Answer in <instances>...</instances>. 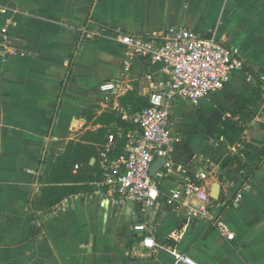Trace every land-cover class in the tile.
Here are the masks:
<instances>
[{"label":"crops","instance_id":"1","mask_svg":"<svg viewBox=\"0 0 264 264\" xmlns=\"http://www.w3.org/2000/svg\"><path fill=\"white\" fill-rule=\"evenodd\" d=\"M170 26L237 49L244 66L216 92V119L201 135L185 103L203 107L212 96L197 106L172 100L171 126L182 142L163 156L170 167L153 176L163 196L144 211L98 184L102 153L111 133L118 141L111 156L123 151L133 115L166 79L160 64L134 54L120 36ZM2 44L18 53H0V264H189L145 248V237L200 264H264V154L252 153L263 163L246 181L254 161L240 153L241 140L262 143L264 105L234 142L210 136L255 76L264 80V0H0ZM109 81L114 92L99 90ZM70 142L94 149L99 179L45 209L51 164ZM201 171L209 194L216 183L220 193L209 202L210 217L195 221L164 197ZM137 223L146 230H135Z\"/></svg>","mask_w":264,"mask_h":264},{"label":"built area","instance_id":"2","mask_svg":"<svg viewBox=\"0 0 264 264\" xmlns=\"http://www.w3.org/2000/svg\"><path fill=\"white\" fill-rule=\"evenodd\" d=\"M1 38L3 42L7 40L5 29L1 32ZM120 40L134 54L160 64L166 79L152 88L148 105L133 115L135 128L124 136L125 147L116 156H111V153L118 146L117 136L113 133L109 135L102 153V180L98 184L106 187L110 195L146 211L153 209L163 196L160 181L149 173L151 164L157 156H164L182 142L181 136L171 126L172 100L180 98L199 105L205 97L224 88L243 68L244 62L237 49H229L220 40L206 39L185 26H170L148 34H122ZM2 46L0 53H18ZM99 90L114 92L116 84L104 82ZM118 136L121 138L122 135ZM165 165L170 167L167 161ZM79 167L80 164L75 165L76 170ZM206 178L207 173L201 171L183 180L164 197L166 204L185 210L195 221L209 218L211 197ZM225 193L229 197V189ZM134 229L145 231L146 225L137 223ZM222 232L230 240L235 238V233L228 228H223ZM141 244L150 250L169 252L177 263L200 264L167 249L151 237H145Z\"/></svg>","mask_w":264,"mask_h":264},{"label":"trees","instance_id":"3","mask_svg":"<svg viewBox=\"0 0 264 264\" xmlns=\"http://www.w3.org/2000/svg\"><path fill=\"white\" fill-rule=\"evenodd\" d=\"M264 102V80L255 76V86L247 89L238 95V100L229 109L228 115L220 124L211 131L210 136H224L230 142L235 141V137L240 138L244 131V126L251 121L259 105ZM241 150L248 159L254 161V168L248 173H244V179L248 181L253 173L263 163L262 159H255L252 153L262 151L264 154V136L262 143L255 144L241 140ZM93 148L88 146L75 145L70 142L65 150L57 156L51 164L47 185L42 193V205L45 209L55 207L65 197L80 191H89L92 187L90 183L99 179L100 171L97 164H90V157L94 153ZM235 160L243 168L242 158L238 155ZM82 163L76 173L73 167L76 162Z\"/></svg>","mask_w":264,"mask_h":264},{"label":"rangeland","instance_id":"4","mask_svg":"<svg viewBox=\"0 0 264 264\" xmlns=\"http://www.w3.org/2000/svg\"><path fill=\"white\" fill-rule=\"evenodd\" d=\"M231 85L236 86V83L233 82L231 83ZM216 95H218V93H213L211 94L212 98H211V102L212 103H206V105H204L203 107L200 105L198 108L193 107L190 103L186 102L185 105L187 106V111L190 113V117L192 119H190V123L193 124L195 123L194 121L197 120L198 125H196L197 127V131L199 132L198 135H201V133L212 123L214 122V120L216 119V115L215 113L211 114V107L212 106H220L219 104V97H217ZM264 103V102H263ZM261 103L259 105V109L261 107V105L263 106L264 104ZM253 118V117H252ZM186 120V119H185ZM252 120V119H251ZM184 122V121H183ZM252 122V121H248V124ZM261 122V121H260ZM186 123V122H185ZM185 127L189 128V125H185ZM248 129V128H247ZM188 130V129H187ZM195 130V129H194ZM189 132V131H187ZM199 137V136H198ZM189 139L193 140V136H189ZM200 138V137H199ZM199 138L197 139V143L200 141ZM235 140L237 139V137L234 138Z\"/></svg>","mask_w":264,"mask_h":264},{"label":"water","instance_id":"5","mask_svg":"<svg viewBox=\"0 0 264 264\" xmlns=\"http://www.w3.org/2000/svg\"><path fill=\"white\" fill-rule=\"evenodd\" d=\"M166 163V158L163 156H157L154 162L151 164L149 173L151 176H154L157 172H159ZM220 193V184L216 183L211 190L210 197L213 199H218Z\"/></svg>","mask_w":264,"mask_h":264}]
</instances>
